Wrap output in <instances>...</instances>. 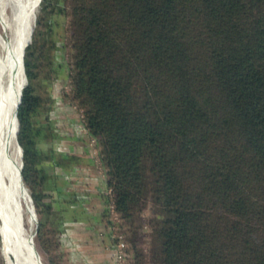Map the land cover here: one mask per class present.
<instances>
[{
  "label": "trees",
  "instance_id": "16d2710c",
  "mask_svg": "<svg viewBox=\"0 0 264 264\" xmlns=\"http://www.w3.org/2000/svg\"><path fill=\"white\" fill-rule=\"evenodd\" d=\"M23 61L21 174L50 264H63L50 245L62 259L80 219L108 248L121 234L126 264H264V0H40ZM63 64L57 103L40 87ZM66 106L106 187L100 213L89 192H70L63 221L42 184L50 165L77 183L84 173L81 154L44 140L58 131L48 111Z\"/></svg>",
  "mask_w": 264,
  "mask_h": 264
},
{
  "label": "bare ground",
  "instance_id": "6f19581e",
  "mask_svg": "<svg viewBox=\"0 0 264 264\" xmlns=\"http://www.w3.org/2000/svg\"><path fill=\"white\" fill-rule=\"evenodd\" d=\"M40 0H0V249L4 264H41L25 229L23 210L36 220L20 177L16 106L26 85L23 56Z\"/></svg>",
  "mask_w": 264,
  "mask_h": 264
},
{
  "label": "rangeland",
  "instance_id": "374dc122",
  "mask_svg": "<svg viewBox=\"0 0 264 264\" xmlns=\"http://www.w3.org/2000/svg\"><path fill=\"white\" fill-rule=\"evenodd\" d=\"M64 3L66 4V2H64ZM55 31H56L55 38H56L58 44H61V47L64 50L65 61L69 62L71 59H70L69 34H68V30H67V17L66 16L60 15L57 17V25L55 26ZM66 69L67 68L63 64L61 66L60 72L58 74H54L51 81L46 82V84L45 83L41 84V87H40V90L43 92L42 94L46 95L47 93H50V95H53L55 97V101L57 103H60L59 98L61 96H63V91L68 90V88H69L68 78L66 76V72H67ZM47 88L49 89V91L47 90ZM65 98L67 99L68 97H65ZM74 110H75V108H72L71 106L70 107L66 106V107H63L62 109H59V108L50 109L48 111L47 116H48L49 120L52 123H54L55 130H58L60 132L58 133V131H54V130L52 132L49 131V132H51L50 137H48L44 140L47 143L48 149L52 148V150H53L54 148H56L57 150L59 149V151L62 149L63 152L67 151V150L72 152L73 149L70 148L69 146H75L77 148V151H75V153H79V154L83 155V158H84V156L88 155L89 157L94 159L93 165H94V169L96 170V172H95L96 174L95 175L89 174L86 177L83 176L81 179L83 182L82 183L83 187H85V189L88 190V184H90L92 180L96 179V177H98L97 175H99V173H101V171H100L101 166L97 160V152L95 150L93 141L87 140V139L86 140L80 139L78 137V135H79V131L82 128L78 126V123L68 121L69 117L76 115ZM42 116H43V114L39 115V118H41ZM72 129H74V130H72ZM65 130H68V132ZM69 130H70V132H69ZM56 134H57V136H56ZM85 169H86V167H85ZM56 173L58 176H61L62 178L65 177V173L64 172L62 173L60 170H56ZM99 176H101V174ZM24 185H25V183H24ZM26 188L28 189V187H26ZM84 191H86V190H84ZM28 192H29V189H28ZM29 194H30V192H29ZM89 194H91V193H89ZM31 212H32V208H31ZM145 214L146 215L148 214L147 210H145ZM23 218H24V224L26 226L25 229L27 228L26 231L28 233H32V244H33V247L35 248V253H37L38 257H40L41 264H50L49 259L46 255V252L44 253L42 247L40 246V244L38 243V240H37V235H36V228L38 225L37 216H36V220L33 221L31 216H30L29 211L27 209H24L23 210ZM53 226H55V225H53ZM99 227H100V230H102V231L105 229L103 226V222L99 223ZM105 239L109 243V239H108L107 235H106ZM147 245H148V243H146V241L143 239L140 246L145 247ZM50 247H51V250L54 252L55 258L57 260L59 259V262H61V263L63 262V264H64V259L58 258V252H60V247L56 246L55 243L50 245ZM106 251H107L106 252L107 255L104 258L105 264H115L114 258L112 256L113 249L109 248ZM113 254H114V252H113ZM75 255L80 257L82 255L81 251H76ZM71 256H74V254L71 253ZM0 264H4L3 257L1 254V249H0Z\"/></svg>",
  "mask_w": 264,
  "mask_h": 264
},
{
  "label": "crops",
  "instance_id": "0c3cea01",
  "mask_svg": "<svg viewBox=\"0 0 264 264\" xmlns=\"http://www.w3.org/2000/svg\"><path fill=\"white\" fill-rule=\"evenodd\" d=\"M69 147L72 148L74 152L77 151L75 146ZM89 158L88 155L84 156V158L83 155H81V162H79V165H81L84 170V173L80 176L81 179L83 176L86 177L89 174H96L93 162L90 161L91 158ZM71 167L72 166H66L65 169L71 170ZM56 170L57 169L53 168L52 165L47 168L42 186L44 190L49 193L46 200L50 201L52 209L57 212H61V209H63L60 213L64 218L63 221L70 219L69 217L72 216L70 204L66 199L70 197V192L74 190H86L91 193V202L94 205L92 209H95L96 212L99 213L103 210L104 205L101 195L106 187L104 177L97 175L98 177L88 184L87 190L83 187L82 180L80 183H77L75 180H68L67 175H65L66 178H62L57 175ZM80 220L82 222L81 225L71 226V224H69L66 226V231L63 235L64 245L71 246V248L69 247L66 252L64 251V264H105L104 258L107 255L106 250L109 249L108 241L106 239L104 241H99L95 236L96 233L95 230L92 229L91 223L85 219ZM53 221L57 228L60 227L61 229V227L64 226V222L60 223L56 217ZM76 251H81L82 255L80 257L76 256ZM71 253L74 254V256H71Z\"/></svg>",
  "mask_w": 264,
  "mask_h": 264
},
{
  "label": "built area",
  "instance_id": "2783aa9c",
  "mask_svg": "<svg viewBox=\"0 0 264 264\" xmlns=\"http://www.w3.org/2000/svg\"><path fill=\"white\" fill-rule=\"evenodd\" d=\"M117 237L119 240L115 243V245L112 246L115 264H126L128 256L126 250V243L121 234H117Z\"/></svg>",
  "mask_w": 264,
  "mask_h": 264
},
{
  "label": "water",
  "instance_id": "95a60500",
  "mask_svg": "<svg viewBox=\"0 0 264 264\" xmlns=\"http://www.w3.org/2000/svg\"><path fill=\"white\" fill-rule=\"evenodd\" d=\"M22 65H23V72H24V76H25V80H26L25 83L27 84V77H26L25 70H24V61H23V64ZM22 90H23V88H22ZM21 95H22V91L20 92V98H19L18 104L16 106V112H15V118H16V121H17V126H16V140H17V134H18V129H19V123H18V119H17V108H18V106L20 104V101H21ZM17 145L19 147L20 156H21V164H20V173L19 174H20L21 179L23 180L22 174H21V170H22V166H23V161H22V148L19 145L18 141H17ZM23 182H24V180H23ZM29 200H30V203H31V207H32L33 214L35 216L36 213H35V210H34V206H33V203H32V198H31V195L30 194H29Z\"/></svg>",
  "mask_w": 264,
  "mask_h": 264
}]
</instances>
